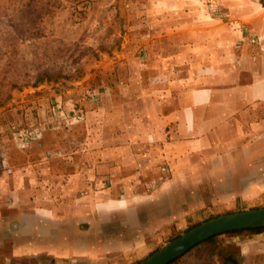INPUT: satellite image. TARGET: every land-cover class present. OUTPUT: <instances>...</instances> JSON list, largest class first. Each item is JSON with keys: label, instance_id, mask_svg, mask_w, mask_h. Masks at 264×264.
Instances as JSON below:
<instances>
[{"label": "rangeland", "instance_id": "obj_1", "mask_svg": "<svg viewBox=\"0 0 264 264\" xmlns=\"http://www.w3.org/2000/svg\"><path fill=\"white\" fill-rule=\"evenodd\" d=\"M132 1L127 24L116 0H0V224L22 228L28 245L13 250L0 234V264H136L210 218L264 208V169L257 191L253 169L232 168L228 184H213L226 173L213 160L239 156L216 138L210 153L178 145V194L171 185L170 195L153 199L155 212L142 209L143 195L167 184L173 170L165 149L162 159L135 152L126 133L149 82H161L165 107L175 106L178 6L163 0L166 11L150 9L156 21L148 26L149 0ZM148 29L166 36L162 73L149 72L159 60L155 50L148 57ZM94 163L113 164V172ZM191 177L201 182L200 204L189 211ZM229 190L234 200L222 207ZM213 238L216 251L202 245L177 264H264V231Z\"/></svg>", "mask_w": 264, "mask_h": 264}, {"label": "crops", "instance_id": "obj_2", "mask_svg": "<svg viewBox=\"0 0 264 264\" xmlns=\"http://www.w3.org/2000/svg\"><path fill=\"white\" fill-rule=\"evenodd\" d=\"M116 1L120 15L127 24H131L133 21L130 14L135 4L132 0ZM172 2L175 8L178 6V39L175 38L178 40V46H175V55L172 57L175 61L173 69L178 72L177 80L172 82L175 89V106L165 107L167 104L162 101L166 96L162 90H165V87L161 86V82H149L143 92V109L138 111L135 108L133 128L126 133L135 152L143 147L154 154L160 153L158 158L162 159L161 150L165 149L164 158L170 162L173 170V177L167 184L162 183L158 190L146 194L145 198L143 195L142 209H147L150 214L157 209L156 202L152 204L153 199L159 197L157 199L160 201V195H170L171 185L178 194V145H190V151H194L193 153H210L216 150L214 146L220 142L216 138H223L224 152H239L238 160L232 161L231 158L225 157L213 160L212 167L226 171L220 175V180L213 182L214 185L220 184L223 187L225 183H229L231 171L227 170L253 169L255 171L249 177L252 178L249 184L254 185V190L257 191V186L262 183L264 169V1ZM167 6V2L163 0L147 1L144 5L148 10L146 24L150 26L152 21H156L155 17H151L150 9H158L159 13L163 14ZM160 19L163 21V17ZM164 37L166 36L162 33L151 34L149 29L147 35L143 36V40L149 42L148 57H151L152 50H155L159 60L154 70L148 65L149 72L162 73L164 66L161 62L165 64L167 58H164L163 45L159 43L166 39ZM151 41L156 42L151 44ZM165 68L167 69V66ZM235 137L239 139L233 140ZM119 148L111 149V153L115 154ZM185 152L188 153L187 149ZM187 162L194 169L210 167L209 163L206 166L203 161H198L199 168H195V161ZM187 162L181 161L180 167H188ZM109 167L113 172V164H93L95 169L108 170ZM12 174L22 175V172L15 171ZM217 174L214 171V175ZM68 176L70 177V174ZM184 183L189 185L186 190L191 202L187 209L192 211L196 207L199 208L198 194L201 182L193 181L191 177V180ZM231 198L229 190L227 193L222 192L218 201L227 203L222 204L224 207L232 204L234 199ZM176 200L178 201V198ZM0 234L6 242H10L9 247L13 250L28 246L23 245L22 228L12 230L9 226L0 224ZM0 239L5 240L1 237Z\"/></svg>", "mask_w": 264, "mask_h": 264}, {"label": "water", "instance_id": "obj_3", "mask_svg": "<svg viewBox=\"0 0 264 264\" xmlns=\"http://www.w3.org/2000/svg\"><path fill=\"white\" fill-rule=\"evenodd\" d=\"M263 227L264 208L219 215L192 227L136 264H168L217 235Z\"/></svg>", "mask_w": 264, "mask_h": 264}, {"label": "trees", "instance_id": "obj_4", "mask_svg": "<svg viewBox=\"0 0 264 264\" xmlns=\"http://www.w3.org/2000/svg\"><path fill=\"white\" fill-rule=\"evenodd\" d=\"M242 231L258 233V232L264 231V227L263 228H256V229H245V230H240V231H233L231 233H239V232H242ZM202 245L211 248L212 249L211 251H216V249H217V246H216V243L214 241V238H210V239H207V240L203 241L202 243L198 244L197 246H195L194 248L189 250L187 253L191 252L193 249H195L197 247H200ZM184 255H186V254H184ZM180 259H181V257L169 262L168 264H177V263L180 262Z\"/></svg>", "mask_w": 264, "mask_h": 264}, {"label": "built area", "instance_id": "obj_5", "mask_svg": "<svg viewBox=\"0 0 264 264\" xmlns=\"http://www.w3.org/2000/svg\"><path fill=\"white\" fill-rule=\"evenodd\" d=\"M262 1V0H261ZM264 1V0H263Z\"/></svg>", "mask_w": 264, "mask_h": 264}]
</instances>
